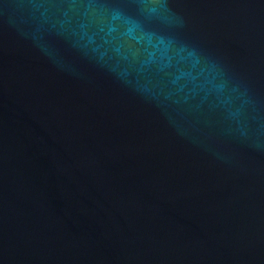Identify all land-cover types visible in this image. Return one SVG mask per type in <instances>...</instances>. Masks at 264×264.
Returning a JSON list of instances; mask_svg holds the SVG:
<instances>
[{"label": "water", "instance_id": "1", "mask_svg": "<svg viewBox=\"0 0 264 264\" xmlns=\"http://www.w3.org/2000/svg\"><path fill=\"white\" fill-rule=\"evenodd\" d=\"M0 264H264V0H0Z\"/></svg>", "mask_w": 264, "mask_h": 264}]
</instances>
